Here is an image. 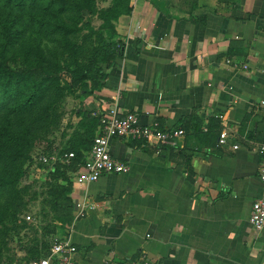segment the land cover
Returning a JSON list of instances; mask_svg holds the SVG:
<instances>
[{"label":"crops","instance_id":"obj_1","mask_svg":"<svg viewBox=\"0 0 264 264\" xmlns=\"http://www.w3.org/2000/svg\"><path fill=\"white\" fill-rule=\"evenodd\" d=\"M131 4L116 24L123 55L83 112L116 106L143 124L188 129L168 149L114 138L129 172L89 184L72 176L73 219L58 235L68 233L75 264H264V230L250 223L264 196V0Z\"/></svg>","mask_w":264,"mask_h":264},{"label":"trees","instance_id":"obj_2","mask_svg":"<svg viewBox=\"0 0 264 264\" xmlns=\"http://www.w3.org/2000/svg\"><path fill=\"white\" fill-rule=\"evenodd\" d=\"M95 2L96 0H0V184L10 194L23 175L22 162L29 157L28 151L39 137L36 133L45 130L53 120L48 114L47 106L41 108L40 104L46 97L53 95V89H60L57 63H51L42 53L38 58H30L26 54L12 56L13 47L23 31L22 24L28 21L30 26L43 30L46 34L64 36L65 47L74 58L69 68L72 81L67 83L66 88L73 92L75 86L80 87L86 97L95 96L107 78L106 69L112 68L116 59L123 55L124 43L119 36L117 21L123 14L132 11L131 0H113L111 6L102 10L100 15L104 32L97 34L101 45L88 61L80 62L78 56L81 47L69 39L70 35H77L80 29L71 22L70 14L81 16L92 13ZM64 16H67L69 22ZM70 62L71 59L67 63ZM36 109L40 113L34 112ZM12 114H15L17 121L16 129L5 124V118L10 119ZM99 120L100 116L91 112L81 114L74 132L65 143L67 147L59 150L60 153L74 152L75 157L70 165H56L51 170L53 173L68 172L72 175L91 149ZM179 127L187 128L186 125ZM177 155L185 157L186 153ZM13 174L16 178L11 177ZM67 193L64 209L69 214L63 220L69 224L74 210L70 196L71 186ZM2 219L4 216H0V221ZM49 249L50 247L42 256L48 254Z\"/></svg>","mask_w":264,"mask_h":264},{"label":"rangeland","instance_id":"obj_3","mask_svg":"<svg viewBox=\"0 0 264 264\" xmlns=\"http://www.w3.org/2000/svg\"><path fill=\"white\" fill-rule=\"evenodd\" d=\"M112 1L96 0L94 12L81 16L70 14L71 22L80 29L77 35L69 36L76 46L81 47L78 56L80 62L88 61L101 45L97 36L104 32L100 14L112 5ZM64 17L69 22L67 16ZM22 25L23 31L13 47L12 56L26 54L30 58H38L42 53L48 61L57 63L60 89H53V95L46 97L40 104L41 108L47 106L48 114L53 120L45 130L36 133L39 137L28 151L29 157L22 162L24 172L12 194L6 192L0 184V216H4L0 221V264H24L42 256L50 247L52 238L67 227L68 221L63 219L68 218L69 212L64 207L72 175L47 170L38 162V154L55 150L58 138L69 139L85 109L84 101L87 98L80 87L75 86L73 92L66 88L67 83L72 81L69 68L74 58L65 47V37L54 33L46 34L45 31L30 26L28 21ZM70 59L71 62L67 63ZM34 112L40 113L38 109ZM12 115L10 119L5 118V124L16 129L15 114ZM64 146L66 145L56 148L62 149ZM11 177L16 178V175Z\"/></svg>","mask_w":264,"mask_h":264},{"label":"built area","instance_id":"obj_4","mask_svg":"<svg viewBox=\"0 0 264 264\" xmlns=\"http://www.w3.org/2000/svg\"><path fill=\"white\" fill-rule=\"evenodd\" d=\"M232 62L230 58L227 59L228 64L233 65ZM243 68L247 69L248 65L244 64ZM185 135L186 130L182 127L164 129L157 124H143L137 112L122 113L115 106L100 116L91 149L85 155L84 161L72 172V176L79 184H89L98 181L105 173H128L130 166L111 153L110 143L114 138L141 140L161 148L179 146ZM228 136L229 133L223 131L219 144H223ZM238 146V143H234V148ZM258 152L261 160V179L264 182V140L259 144ZM74 157V152L60 153L54 150L52 153H39L38 162L51 171L59 164L70 165ZM250 223L256 231L264 230V196L253 203ZM24 264H75L73 243L68 233L57 234L52 238L48 254ZM132 264H151V261L144 257Z\"/></svg>","mask_w":264,"mask_h":264}]
</instances>
